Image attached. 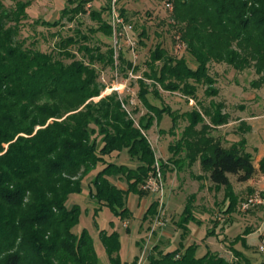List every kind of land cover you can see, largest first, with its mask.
Instances as JSON below:
<instances>
[{"label": "trees", "instance_id": "obj_1", "mask_svg": "<svg viewBox=\"0 0 264 264\" xmlns=\"http://www.w3.org/2000/svg\"><path fill=\"white\" fill-rule=\"evenodd\" d=\"M170 1L171 25L178 27L179 42L185 43L189 58L176 57L158 44L143 77L194 99L197 84L212 86L215 82L210 64L226 63L237 71L254 69L257 78L252 85H264V0ZM70 2L71 7H64L58 20H43L42 25H63L64 16L73 22L89 13L99 22L89 30L112 36L111 2L91 11L87 9L90 0ZM30 4L16 0L10 6L7 0H0V264H101L90 233L73 230L80 206L70 205L69 200L72 194L83 192L90 175L92 187L88 193L101 206L95 214L102 207L122 218L128 214L127 193L135 190L142 196L147 194L142 186L155 170V150L143 132L151 128L153 118L144 115L137 125L117 92L94 100L104 88L96 65L114 67L113 47L103 52L100 46L84 43L91 36L81 28L61 37L50 51L37 46L36 41L28 43L22 37V27ZM121 13L126 17L125 9L121 8ZM71 46H77L82 58ZM119 59L122 70L125 65L132 67L124 51ZM140 83L139 98L149 110L158 112L160 108L151 101L146 81L140 79ZM211 86L206 92H217ZM205 114L210 115L207 110ZM223 118L211 119L219 125L227 122ZM203 120L198 111H193L180 140L189 148L191 160L201 154L208 178L217 188L230 187L231 175L239 181L249 180L255 165L245 139L228 148L211 142L205 137L208 124L196 129ZM195 134L196 140L192 139ZM122 151L135 166L112 159ZM107 156L111 160L107 161ZM100 164L102 168L93 173ZM260 167L264 171V158ZM115 177L126 181L127 189L115 182ZM232 204L231 200L227 212ZM157 206L151 203L144 218L155 214ZM191 221L195 216L189 198L177 222L183 230L182 238L189 233ZM100 239L110 263L123 264L119 234L102 230ZM196 249L197 243L184 247L181 242L169 251L155 246L147 264H250L233 245V259L211 250L198 256Z\"/></svg>", "mask_w": 264, "mask_h": 264}, {"label": "rangeland", "instance_id": "obj_2", "mask_svg": "<svg viewBox=\"0 0 264 264\" xmlns=\"http://www.w3.org/2000/svg\"><path fill=\"white\" fill-rule=\"evenodd\" d=\"M23 1L31 2L27 8L29 16L23 21L22 27V37L28 39V43L36 41L37 46L41 45L43 49L50 51L61 37L73 35L75 29L81 28L83 33L91 36V39L84 43L92 47L100 46L103 52L109 47L115 50L113 34L106 36L102 31L89 30L90 27L99 26V22L93 20L89 13L79 15L73 22H69L68 16H64L63 25L54 27L42 25L43 20H58L63 8L71 7L70 0ZM110 2L90 0L87 9L89 11L101 9ZM7 3L12 6L16 0H7ZM116 4L120 11L121 8L126 10V19L133 25V37L137 42L135 54L128 46H123L120 50L124 51L126 59L132 63L130 68L125 65V70H122L118 51L117 54L114 51V67L96 65L98 80L104 84V88L101 95L94 97V100L98 101L112 94L109 88L114 84H120L123 89L117 93L124 108L131 112L136 124L139 125L144 115L153 118L151 128L143 132L155 150V165L158 161L161 166L164 201L162 200L161 205L160 196L150 193L142 196L138 191L130 190L126 197L130 212L123 218L108 207H102L95 214V210L101 206L88 193L92 187L89 175L84 183L83 192L72 194L69 200L70 205L76 203L80 206L78 221L73 230L79 234L86 229L90 233L101 264H111L100 239L102 230L108 233L116 231L119 234V254L123 264H133L134 261L136 264H147L155 246L169 251L180 246L181 242L184 247L197 243L198 256L211 250L228 259L234 257L231 251L233 245L247 257L250 264H264V256L258 250L260 241L264 238V202L247 211L241 207L247 197L255 194L264 200V190L258 188L259 186L264 189V174L256 171L247 181H239L236 175H231L230 187L217 188L208 178V170L202 165L201 154L199 153L196 160L192 161L189 148L185 142H181L183 131L189 125V117L196 110L204 119L196 129H201L203 123L208 124L205 137L227 148L235 141L245 139L246 150L253 155L255 165L259 166L264 157V85L261 87L252 85V81L257 78L252 68L237 71L226 63H212L210 74L215 78V82L212 86L209 83L197 84L198 92L194 99L181 91L164 89L153 80L143 77L144 72L149 69L147 61L150 60L151 52L161 44L170 54L179 58H189L185 43L179 42L178 27L171 25L173 22L171 1L117 0ZM143 31H146V35L142 34ZM70 49L78 58H82L83 55L78 52L77 46H71ZM140 79L146 81L151 101L160 108L158 112L149 110L139 98ZM210 86L217 92L211 94L206 92ZM205 110L209 111L210 115L205 114ZM212 116H222L227 122L214 124ZM197 138V134L192 137L194 140ZM106 158L107 161L111 160L109 156ZM112 159L135 166L126 151ZM102 166L100 164L93 173ZM114 181L127 189L126 181H120L117 177ZM189 198H192L195 221L189 223V233L182 238L183 230L178 227L177 222L181 220ZM231 200L233 206L231 211L227 212ZM153 202L158 205L157 211L145 219V212ZM157 217L165 224L158 225ZM209 231H213L212 234H208Z\"/></svg>", "mask_w": 264, "mask_h": 264}, {"label": "built area", "instance_id": "obj_3", "mask_svg": "<svg viewBox=\"0 0 264 264\" xmlns=\"http://www.w3.org/2000/svg\"><path fill=\"white\" fill-rule=\"evenodd\" d=\"M116 3L117 0L111 1V10H110V21L113 28V40H114L113 43L115 48L114 51L116 52V54L118 51L119 54L123 46H128L131 52L135 54V49H136L135 47L137 45V42L133 37V32H134L133 25L121 13ZM167 5L169 7L171 6L170 3H168ZM131 75L134 76L132 73ZM122 89L123 87L120 84L119 85L114 84L111 88H109L110 92H118V93L121 92ZM142 187L151 195L160 196L161 205L163 204L162 202L163 200L162 196H164L163 173L161 171V166L158 161L156 162L155 170L150 173L149 177L147 178L146 182L143 184ZM263 202H264L263 198H261L260 195L255 194L247 197L242 202L241 207L244 211H247L252 207L256 206L257 204H261ZM157 224L162 226L165 223L157 217ZM258 250L264 256V238L261 239L260 244L258 246Z\"/></svg>", "mask_w": 264, "mask_h": 264}, {"label": "crops", "instance_id": "obj_4", "mask_svg": "<svg viewBox=\"0 0 264 264\" xmlns=\"http://www.w3.org/2000/svg\"><path fill=\"white\" fill-rule=\"evenodd\" d=\"M263 158H264V157H263ZM254 165H255V163H254ZM256 171H258V172H262V174H264V171L261 170L260 162H259V166L255 165V172H256ZM255 172H254V173H255ZM230 178H231V177H230ZM258 188H260V190H264L263 188H261V187H259V186H258Z\"/></svg>", "mask_w": 264, "mask_h": 264}]
</instances>
